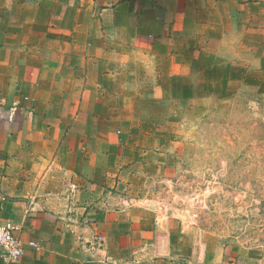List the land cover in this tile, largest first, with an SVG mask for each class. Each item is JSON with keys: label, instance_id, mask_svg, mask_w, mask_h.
<instances>
[{"label": "crops", "instance_id": "crops-1", "mask_svg": "<svg viewBox=\"0 0 264 264\" xmlns=\"http://www.w3.org/2000/svg\"><path fill=\"white\" fill-rule=\"evenodd\" d=\"M213 30L264 40V0H0V217L25 244L0 264H264V247L197 241L112 195L142 166L124 119L139 118L152 76L173 78L156 61Z\"/></svg>", "mask_w": 264, "mask_h": 264}, {"label": "rangeland", "instance_id": "rangeland-1", "mask_svg": "<svg viewBox=\"0 0 264 264\" xmlns=\"http://www.w3.org/2000/svg\"><path fill=\"white\" fill-rule=\"evenodd\" d=\"M220 35L191 33L184 51L158 58L174 66L173 78L152 76L139 118L124 119L128 143L143 149L142 166L112 195L157 211L160 222H179L197 241L263 249L264 40Z\"/></svg>", "mask_w": 264, "mask_h": 264}, {"label": "built area", "instance_id": "built-area-1", "mask_svg": "<svg viewBox=\"0 0 264 264\" xmlns=\"http://www.w3.org/2000/svg\"><path fill=\"white\" fill-rule=\"evenodd\" d=\"M20 227L13 221L0 217V249L3 251L4 258L7 261H14L21 258L24 254L25 244L20 235ZM104 239L98 236L90 243L89 250L95 253L104 248ZM31 246L37 247L36 243H30ZM106 263L119 264L117 260L107 258Z\"/></svg>", "mask_w": 264, "mask_h": 264}]
</instances>
